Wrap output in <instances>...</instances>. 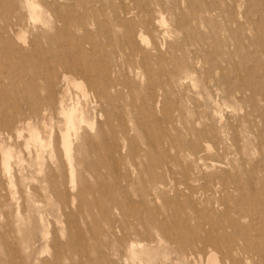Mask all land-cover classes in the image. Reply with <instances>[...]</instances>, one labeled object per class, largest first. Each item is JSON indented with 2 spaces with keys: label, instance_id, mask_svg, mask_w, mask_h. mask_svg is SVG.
I'll return each mask as SVG.
<instances>
[{
  "label": "rangeland",
  "instance_id": "rangeland-1",
  "mask_svg": "<svg viewBox=\"0 0 264 264\" xmlns=\"http://www.w3.org/2000/svg\"><path fill=\"white\" fill-rule=\"evenodd\" d=\"M30 1L0 0V264H264V0H37V20ZM106 30L135 50L111 94L125 138L95 151L99 118L69 165L57 64Z\"/></svg>",
  "mask_w": 264,
  "mask_h": 264
},
{
  "label": "bare ground",
  "instance_id": "bare-ground-1",
  "mask_svg": "<svg viewBox=\"0 0 264 264\" xmlns=\"http://www.w3.org/2000/svg\"><path fill=\"white\" fill-rule=\"evenodd\" d=\"M39 7L40 5L37 0L28 2V9L32 18L35 20L39 18L37 13ZM59 20L65 27L73 25L71 13L67 12L61 14ZM78 23L83 26L82 20ZM105 36H107V38L110 37V41L108 40L104 44L102 42V44H98L95 46L96 48H92L90 51L85 48V44L83 43L78 47L70 48L67 58L57 64V66L62 69L61 71H63L61 75L63 91L57 99L50 94L48 109L52 115V119H60L59 125L61 124L63 126L59 144L64 159L69 165H72V149L75 144V138L80 131L84 129L94 130L99 118L104 117V122L101 123L100 126L103 129L106 128L107 135L93 143L92 146L95 151H99L101 148L113 150L120 146L117 140H124L125 138L123 117L116 111L117 104L111 94L117 92L122 86L120 78L123 77L126 70L130 68L131 62H133L135 57V50L131 48L128 39L112 35L110 30L105 31ZM20 39L23 46L28 45L24 37ZM117 43L126 47L122 55L116 46ZM124 57H126V59L123 60ZM114 63L116 78L113 79L109 72L113 73V71L110 70ZM70 71L78 73L83 80L75 81L71 79V77L68 76V72ZM100 78H103L102 80L104 82V87L102 88L99 87L97 83ZM70 85H74L80 91L84 102L78 99L73 100V98L69 96ZM47 111L48 110H44L45 113ZM20 121H22V119H20ZM1 131L4 133L7 132L4 129ZM52 135L53 134L49 137V146H51ZM143 138L148 144L153 146L154 142L149 136L144 135ZM76 140L79 139L76 138ZM31 141L36 149L44 146L42 136H36L34 134L31 137ZM233 141L236 142V138H233ZM78 144V146L82 145V143ZM83 161L86 162V159H83ZM9 166L10 165L6 163L5 160V169L8 172L10 170ZM203 240L205 243L214 246L223 243V240L212 232L207 233ZM132 250L133 252L135 251V249ZM151 259H153V256ZM199 259L202 260V257H199ZM207 264H219L218 256L213 250H210L207 256Z\"/></svg>",
  "mask_w": 264,
  "mask_h": 264
}]
</instances>
